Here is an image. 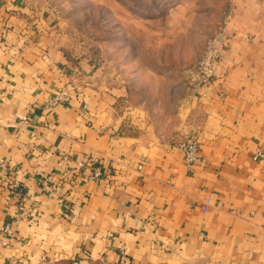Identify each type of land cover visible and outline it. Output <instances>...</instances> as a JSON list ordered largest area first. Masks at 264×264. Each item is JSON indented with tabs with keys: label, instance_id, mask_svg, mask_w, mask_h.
Wrapping results in <instances>:
<instances>
[{
	"label": "crops",
	"instance_id": "obj_1",
	"mask_svg": "<svg viewBox=\"0 0 264 264\" xmlns=\"http://www.w3.org/2000/svg\"><path fill=\"white\" fill-rule=\"evenodd\" d=\"M217 10L222 58L193 89L185 69L98 63L53 9L0 0V264H264V0Z\"/></svg>",
	"mask_w": 264,
	"mask_h": 264
},
{
	"label": "rangeland",
	"instance_id": "obj_2",
	"mask_svg": "<svg viewBox=\"0 0 264 264\" xmlns=\"http://www.w3.org/2000/svg\"><path fill=\"white\" fill-rule=\"evenodd\" d=\"M222 1L24 0L53 9L65 33L98 63L111 67L115 59L121 68L132 61L185 72L224 24L227 14L217 21Z\"/></svg>",
	"mask_w": 264,
	"mask_h": 264
},
{
	"label": "built area",
	"instance_id": "obj_3",
	"mask_svg": "<svg viewBox=\"0 0 264 264\" xmlns=\"http://www.w3.org/2000/svg\"><path fill=\"white\" fill-rule=\"evenodd\" d=\"M226 18H228V16ZM224 42H225V23L212 37L208 39L204 51L197 64L186 71L187 81L191 88L201 89L207 87L210 84L211 80L214 77L215 63L221 60L222 58V48ZM69 99H70L69 92L66 89H60L55 91L45 101L44 107L51 108L66 103L69 101ZM178 148L182 151L183 159L187 166H190L197 161L198 141L195 133L193 132L185 133L182 140L178 144ZM253 158L261 159L263 158V154L261 152H257L253 156ZM3 164L4 162L0 161V165ZM99 175H100V170L95 169L93 172L89 174V179L95 180L99 177ZM16 188H17V184L13 183L11 187L13 194H15L14 190ZM1 235L2 233L0 232V247L3 245ZM8 264H19V262L15 260H11L8 262Z\"/></svg>",
	"mask_w": 264,
	"mask_h": 264
}]
</instances>
